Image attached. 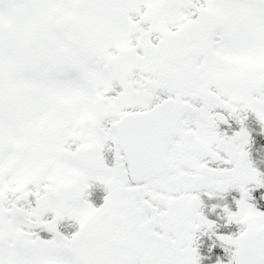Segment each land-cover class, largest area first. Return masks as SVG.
Here are the masks:
<instances>
[{
    "label": "snow or ice",
    "instance_id": "6c2138e0",
    "mask_svg": "<svg viewBox=\"0 0 264 264\" xmlns=\"http://www.w3.org/2000/svg\"><path fill=\"white\" fill-rule=\"evenodd\" d=\"M0 264H264V0H0Z\"/></svg>",
    "mask_w": 264,
    "mask_h": 264
}]
</instances>
